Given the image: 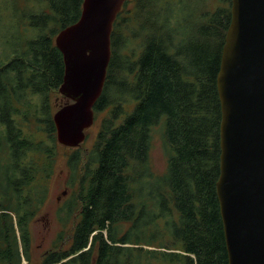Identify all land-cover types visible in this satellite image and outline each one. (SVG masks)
Returning <instances> with one entry per match:
<instances>
[{"label": "trees", "instance_id": "1", "mask_svg": "<svg viewBox=\"0 0 264 264\" xmlns=\"http://www.w3.org/2000/svg\"><path fill=\"white\" fill-rule=\"evenodd\" d=\"M128 1L113 22L106 77L93 105L95 116L107 113L91 148L82 154L73 147L67 156L70 181L78 177L67 204L78 215L69 245L46 252L40 264H228L215 190L216 75L231 0L211 10L194 0L191 33L180 30L184 16H160V0H137L129 21ZM81 3L0 0V264L30 261V223L47 197L59 147L47 101L63 75L54 37L77 20ZM131 22L140 50L123 55L128 39L121 33ZM30 95L41 100L44 138L21 124ZM156 125L167 160L162 174L149 162Z\"/></svg>", "mask_w": 264, "mask_h": 264}, {"label": "water", "instance_id": "2", "mask_svg": "<svg viewBox=\"0 0 264 264\" xmlns=\"http://www.w3.org/2000/svg\"><path fill=\"white\" fill-rule=\"evenodd\" d=\"M125 0H82L54 44L63 60L53 112L57 142L77 147L94 121L110 60V35ZM216 87L220 101L215 183L228 264H264V0H231Z\"/></svg>", "mask_w": 264, "mask_h": 264}, {"label": "rangeland", "instance_id": "3", "mask_svg": "<svg viewBox=\"0 0 264 264\" xmlns=\"http://www.w3.org/2000/svg\"><path fill=\"white\" fill-rule=\"evenodd\" d=\"M205 7L214 9L216 7H223L222 0H202ZM23 2V0H22ZM137 0H130L126 3L124 11L125 18L133 19L139 11ZM196 4L194 0H186L185 5L179 6L177 0H160L158 7L160 9V16L164 13L166 15L185 17V20L180 19V30L184 33H191L195 21L193 14ZM132 10V17L127 16V10ZM140 16L144 15L143 10H140ZM169 11V14L168 12ZM3 15H6V13ZM134 28L131 22L122 30V38L128 39L127 45L121 50L123 55L138 54L140 50L141 38H132L130 31ZM32 33H30L31 35ZM1 47V46H0ZM49 110L51 116L58 108L60 103L64 102L63 96L58 92V89L51 92L48 96ZM16 108L18 104H15ZM41 100L39 96L30 95L26 108L29 110L28 121L22 122L23 130L26 134L31 135L34 139L44 138L45 133L42 131L43 125L41 123L42 115L39 111ZM107 110L94 115V121L90 127L85 131V139L78 146L80 153H85L91 148L95 135L99 128L100 119L105 116ZM73 147H66L59 144L58 152L56 153V163L54 173L48 182V193L45 202L39 209L37 215L30 223V261L22 259L23 264H40L45 253L54 248H67L69 245V236L72 232V227L76 222L78 215L71 213L68 210V202L74 198V194L78 189V177L70 181L69 173L67 171V156ZM149 162L152 170L157 174H162L166 171V154L164 150V140L161 133V126L156 125L153 128L151 146L149 152ZM77 204L73 205V211L76 210ZM60 235V237H59Z\"/></svg>", "mask_w": 264, "mask_h": 264}, {"label": "flooded vegetation", "instance_id": "4", "mask_svg": "<svg viewBox=\"0 0 264 264\" xmlns=\"http://www.w3.org/2000/svg\"><path fill=\"white\" fill-rule=\"evenodd\" d=\"M129 1H130V0H129ZM129 1H128V2H129ZM128 2H127V3H128ZM125 8H126V7H125ZM126 9H127V8H126ZM117 14H118V13H117ZM126 14H127L128 17H130V16L132 15V10L129 8V9L127 10V13H126ZM131 17H132V16H131ZM5 61H6V60H5ZM5 61H4V62H5ZM63 98H64V102L67 101V99H66L65 97H63ZM64 102H63V103H64ZM60 104H62V103H60ZM60 104H59V105H60ZM59 105H58V106H59Z\"/></svg>", "mask_w": 264, "mask_h": 264}]
</instances>
